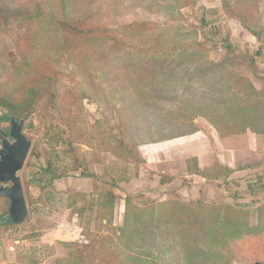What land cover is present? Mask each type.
<instances>
[{
	"label": "rangeland",
	"instance_id": "rangeland-1",
	"mask_svg": "<svg viewBox=\"0 0 264 264\" xmlns=\"http://www.w3.org/2000/svg\"><path fill=\"white\" fill-rule=\"evenodd\" d=\"M67 2L0 0V92L14 104L34 100L36 105L25 117V109L20 107L19 110L20 119L24 120V133L32 140L20 175L28 203V218L37 222L28 221L23 225L28 227L26 229L14 228L7 233V238L16 245V240L27 236H22L24 231L29 230L28 235H32L30 231L36 227L41 230L37 234H48L41 246L34 245L39 249L30 255L19 248L11 256L5 254L9 260L7 264H164L160 258L172 260L171 264L190 260L222 264L211 257L210 252L230 259L226 264H264V231L233 233L237 237L231 240L219 235L216 228L210 231L216 238H211L210 232L198 235L189 231L180 235L176 231L169 239L170 249L161 255L156 249L164 246L162 240H166L158 236L154 243L156 234L151 230H156L153 227L149 230L151 224L141 226L144 230L141 238L139 232H135L138 228L123 235L117 232L123 222L120 198L114 221L108 225L100 216L97 192L90 189L85 192L84 199L79 198L69 207L67 192L76 188L59 186L57 177H53V174H63L81 180L95 174L89 159L94 154L106 153L93 140L95 130H99L101 136L106 132L109 135L112 130V134L121 135L128 144L144 148L149 156L157 152L155 148L166 152L176 150L179 146L175 142L158 146L143 144L141 139L145 135L142 134L147 126L153 128L156 124L159 127L161 111H157L156 120L153 108L158 100H192L189 88L192 85L199 89L200 95L205 93L207 86L203 80L188 81L192 77L201 78L192 72L201 60L208 66L204 70L209 68L210 72H216L220 70L216 65L222 64L234 75L247 78L264 99V44L258 42L243 23L245 20L254 30L264 29V0H240L241 5L233 7L231 0L230 8L224 5L225 0H69L65 10ZM8 11L21 13L23 18L12 15L13 12L7 14ZM64 23L71 24L76 32H70ZM259 49L261 55L257 53ZM183 55L190 56L187 63L195 62L191 72L183 64L177 66L179 71L174 74L161 73L162 65L168 64L174 69L172 62L179 61ZM134 86L140 87L139 91ZM218 89L217 84L216 92L208 100H222L224 92ZM144 100L150 101L143 105ZM7 114L8 111L0 107L1 132L10 126V121L3 119ZM179 114L193 118L192 122L187 121L189 124L197 127L201 124L212 130L209 122L191 110L183 109ZM256 139L263 143L262 135H257ZM255 154L243 152L238 163L234 158L235 167L262 162L257 161L259 158ZM127 164L132 169L126 168L121 179L107 173L110 180H106L104 187L118 184L116 191L123 197L119 185L123 184L134 203L147 206L153 199L138 192L148 185L128 182L136 181L131 174L134 169L141 174L137 179L158 182V177L153 175L156 172H147L148 167L143 164ZM175 164L180 185L183 168L180 160ZM214 173L211 172L212 176ZM218 173L220 181L213 182L214 190L210 194H199L201 200L207 204H232L249 211L251 216L246 220L256 225L258 209L264 208V174L258 178L256 173L245 170L240 172L241 176L229 179L225 176L226 168L218 169ZM189 186L188 191L178 195L194 198L195 185ZM9 206V199L0 197V217ZM78 210L81 211L76 215ZM5 221L14 224L9 218ZM207 225L210 226V222ZM131 243L134 247L141 246L137 251L132 246L131 251L144 256V262L131 256L134 255L128 250Z\"/></svg>",
	"mask_w": 264,
	"mask_h": 264
},
{
	"label": "trees",
	"instance_id": "trees-1",
	"mask_svg": "<svg viewBox=\"0 0 264 264\" xmlns=\"http://www.w3.org/2000/svg\"><path fill=\"white\" fill-rule=\"evenodd\" d=\"M68 2L65 4V10L68 9ZM235 4L241 5L240 0H233L232 7L235 6ZM224 5L230 8L231 0H225ZM12 12L13 11H8L7 14ZM15 14L18 16L22 15L18 12L12 13V15ZM26 17L27 16H25V18ZM20 18H23V16ZM243 23L245 28H247L252 35L256 37L257 41L264 44V29L262 28L259 31L254 30L245 20H243ZM64 25L70 32H76L77 30L71 24L64 23ZM196 45L197 47L199 46L198 43H196ZM229 49H231V47H229ZM257 53L258 55H261V49H259ZM188 58H190V56L183 55L180 57L179 61L172 62L174 69L169 68L168 64H164L159 70L163 74H174L179 71V67H177L178 65L186 64L187 71L191 72V68L195 62L192 60V62L187 63ZM201 61V64H197L198 68L192 71L194 73H198L201 78L197 79L192 77L188 81L195 82L203 80V82L206 83L205 86H207L205 87V93L200 95L199 89H197L195 85H192L189 87L192 90V100H158L159 103L155 102L153 104L154 113L156 112L155 118L156 120L158 119L157 111L160 110V117L162 116V119L159 127L156 124H153V128H150L149 126L145 127V133L142 134L145 136L141 139V142L143 144L158 143L197 132L199 127L187 123V121L192 122L193 118L179 114L181 110L185 109L193 111L197 117L206 119L222 137L251 132L256 135H262L264 144V99L261 97V94L256 91L253 84L247 78L234 75V73L230 72L226 66L217 64L216 66L220 68V72L218 70H215L216 72H210L211 69L209 70V68L204 70L208 66L205 62H203V60ZM150 63L151 65L154 64L152 60H150ZM217 84L220 86L218 92H224L222 100H208L216 92L215 89ZM134 88L139 91L140 87L134 86ZM203 95H207L209 98H204ZM257 96L260 97L257 100H252V98ZM199 97H201V100H197ZM149 101L150 100H144L142 104L145 105V103H149ZM0 107L8 111V114L3 116V119L7 121H9V117H15L17 120H23L20 119V107L25 109L24 117L36 109L34 100H22L18 104H14L12 100L5 98L1 92ZM9 131L10 126L3 132L9 134ZM119 132L121 133V131ZM98 134H100L99 130H95L93 132V140H96L99 143V149L101 151L111 153L117 159L127 163H132L136 166H140L145 162L139 148L128 144L121 135L112 134V130L109 135L107 132L104 136ZM149 135L152 136L153 139L150 138ZM48 167L50 168V166ZM196 171L197 174L205 177L208 174V171L200 169H197ZM231 171L232 170H226V174L228 175ZM51 172L54 173L53 170H51ZM62 175L63 174H59L58 176L60 177ZM58 176L53 174L54 178ZM166 179L171 178L163 176L162 182L166 181ZM114 188L115 186L112 184L110 187L103 189L99 193L100 216L108 225H111L114 221L116 205L118 199L120 198V196L115 193ZM86 195L87 194H85V192L71 191L68 196V199L70 200L69 207H73L79 198L84 199ZM122 201L124 203L125 210L122 225L117 227V232L120 235H123L128 233L132 228H134V230H137L136 228H138L135 232H139L141 238V232H144V230L141 229V226H148L151 224L149 226V230H151L150 227H153V229L156 230H151L154 234H156L153 238L154 243H156V238L158 236H163L166 240H162L164 246H159L157 249L154 247V250H158L161 255L164 254L166 250L170 249V244L172 242L169 239L172 236L171 234L176 231H178L176 234L180 235L189 231L193 234L199 235V233L202 232L209 233L216 228L219 235L223 234L228 237L226 240H231L237 237L234 234L238 232L248 231L256 233L264 231V208L258 209L257 224L250 225L246 220V218L251 216L249 211L241 210L232 204H207L201 199H191L187 201L179 197H169L167 200L159 202L153 201L147 206L137 205L130 196L123 198ZM79 211L81 210L76 212L78 213ZM209 222L210 226L207 225ZM143 223L145 224L143 225ZM7 224L16 225L8 222ZM177 226H179L178 229ZM211 226L212 230H210ZM208 227H210L209 230ZM209 234L211 238H216L213 232H210ZM127 244L129 245L130 243ZM131 247L137 251V249H141V246L134 247L131 243L128 250L134 254L131 256H136L135 259L140 262H144L146 258L132 252ZM144 248L147 247L145 246ZM210 253L213 255L211 257H215L216 260H218V263H229L230 259L225 258L222 254L217 252ZM189 257L193 259V256ZM159 260H161L164 264H171L172 261H170V259L167 261L165 258H160ZM184 264L201 263L192 262L190 260L188 263Z\"/></svg>",
	"mask_w": 264,
	"mask_h": 264
},
{
	"label": "crops",
	"instance_id": "crops-1",
	"mask_svg": "<svg viewBox=\"0 0 264 264\" xmlns=\"http://www.w3.org/2000/svg\"><path fill=\"white\" fill-rule=\"evenodd\" d=\"M203 120L206 119L203 118ZM210 127L212 128L211 131L209 130L208 127L203 128V126L199 124V130L193 134L163 142L153 143L155 146H158V145H163V144L165 145L168 143L175 142V144L178 143L177 145L179 146L176 148V150H169L168 152H166L165 150H162L160 148L158 149L155 148L157 152L152 154V156H149L145 154L144 148L140 146L139 151L145 161L142 166L148 167L146 168L147 172L155 171L156 173L153 172V175L158 177V182L153 179L150 180L148 178L145 180H142L141 178L137 179V177H141L140 176L141 174L139 173L138 175V171L137 170L135 171L134 169V173H132L131 171V174L134 178L136 177L135 178L136 181L133 182L134 180H131L128 183L137 186H141L143 184L148 185L147 188H144L145 190L138 192V194L145 195L146 197L150 196L151 199H153L150 200V202L164 201L167 200L169 197H179L181 199L188 201L197 198L201 199V196H199V194L202 193L204 195H208L211 193V191L214 190L213 182L218 183L220 181L218 178L220 177L221 174L218 173V169L226 168V170H232L231 172H229L228 175L227 174L225 175L228 176L229 179L237 176H241L239 175L240 172H243L245 170L249 171L250 173L252 172L256 173V177L258 178H261V176H263L264 144L260 143L256 139L257 136L256 134L247 132L244 134L222 137L220 136L219 132L212 127V125H210ZM246 151H250V153L251 152L256 153L255 155H257V158H259L257 161H262V162H260L259 164L255 163L250 166H243L242 168L235 167V164L239 162L242 153ZM104 154H106L107 156H103ZM93 156L91 160L89 158L88 159H89V163L94 165L95 174H91L90 175L91 177L88 176L87 178L81 180L75 178L74 176L70 177L69 175H62L60 177H57L56 179L58 185L59 186L63 184L66 186L72 185L73 189L74 188L76 189L71 191L87 192L91 189L94 193L97 192L96 195L99 196V193L103 189L110 187V184L109 186L104 187L107 184L106 180H110L109 177L107 176V173H110L112 178L119 179L120 177L121 179L123 178L121 174L127 170L126 168H128L129 170L132 169L129 166L130 164L118 160L113 154L111 155L108 152L102 154H94ZM101 157L102 158L105 157V158L101 159ZM234 158L237 159L236 163ZM178 160L181 161L180 167L183 168V169L181 168L183 171L180 172L181 175L179 176L181 178L180 185L177 184V180H178L177 174L179 171L175 169L177 167L175 162H177ZM102 162H104V164H102ZM108 163L110 166L106 167L105 165ZM197 169L208 171L207 176L205 177L203 175L197 174L196 173ZM211 172L212 173L215 172L213 176ZM128 173L129 172H127L125 175H127ZM163 176H166L168 178L170 177L171 179H166V181L162 182ZM258 178L257 179L255 178L256 181L258 180ZM184 179L187 180L186 183L184 182ZM81 181H86V182L83 183ZM117 182L119 183V180H117ZM192 183L195 185V188L193 189L194 192H192L194 193V198L186 199L178 195V193L188 191L190 187L189 185H191ZM130 184H126V185L128 186ZM119 185L122 188L121 190L123 193L122 194L123 197L122 196H121L122 198L120 197V200H122L123 198L127 197L129 194L124 189L125 186L123 184H119ZM115 188H116L115 193L119 196L120 194L116 191L117 189H119L118 184ZM196 190L198 193L196 192ZM70 192L69 191L67 192V197L69 196ZM124 210H125V206L123 203V214H124ZM75 214L79 215V213H75ZM123 214H122V218H123ZM6 219L7 218L4 216L0 217L1 220L0 221V256L2 255V258H0V264H7L8 263L7 261L9 260L6 259L5 254L6 256H11L15 252H17L18 248L28 255H30L32 252H36L37 249L39 248H36V246L34 245L41 246L40 243L42 241H45V238L48 235L46 234V232L43 233L42 235L37 234L40 233L41 230L38 229V227H36V229L33 232L30 231L32 235H28L29 230L24 231L22 236L26 234L27 236H25L23 240H16L15 242L16 245L15 244L13 245L11 239L7 238V233H9V231H12L14 228L17 227H18L17 229H23V228L26 229L28 227L23 226L24 224H26L28 221H30V223L37 222V220L33 218L32 219L27 218L22 224L8 225L5 221ZM78 228L82 229L80 225H78ZM58 231H60V229L57 230L56 232ZM45 248H47V246H45L44 249Z\"/></svg>",
	"mask_w": 264,
	"mask_h": 264
},
{
	"label": "water",
	"instance_id": "water-1",
	"mask_svg": "<svg viewBox=\"0 0 264 264\" xmlns=\"http://www.w3.org/2000/svg\"><path fill=\"white\" fill-rule=\"evenodd\" d=\"M9 134L0 133V197L9 199L4 217L22 224L29 214L28 203L20 172L29 156L32 140L24 133V120L9 117ZM257 264H262L257 262Z\"/></svg>",
	"mask_w": 264,
	"mask_h": 264
}]
</instances>
